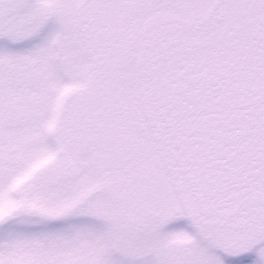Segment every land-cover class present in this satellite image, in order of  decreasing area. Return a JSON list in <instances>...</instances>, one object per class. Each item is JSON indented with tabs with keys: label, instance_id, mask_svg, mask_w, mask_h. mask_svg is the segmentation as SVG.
Masks as SVG:
<instances>
[{
	"label": "snow or ice",
	"instance_id": "6c2138e0",
	"mask_svg": "<svg viewBox=\"0 0 264 264\" xmlns=\"http://www.w3.org/2000/svg\"><path fill=\"white\" fill-rule=\"evenodd\" d=\"M0 264H264V0H0Z\"/></svg>",
	"mask_w": 264,
	"mask_h": 264
}]
</instances>
